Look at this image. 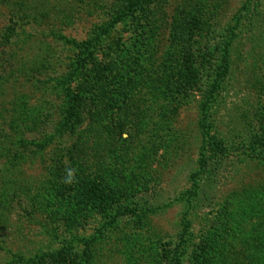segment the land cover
I'll list each match as a JSON object with an SVG mask.
<instances>
[{
    "label": "rangeland",
    "instance_id": "374dc122",
    "mask_svg": "<svg viewBox=\"0 0 264 264\" xmlns=\"http://www.w3.org/2000/svg\"><path fill=\"white\" fill-rule=\"evenodd\" d=\"M128 1L0 0V264L63 245L81 264H172L176 247L259 264L264 0H141L104 32ZM64 87L84 97L73 131ZM64 168L104 204L58 195Z\"/></svg>",
    "mask_w": 264,
    "mask_h": 264
},
{
    "label": "trees",
    "instance_id": "16d2710c",
    "mask_svg": "<svg viewBox=\"0 0 264 264\" xmlns=\"http://www.w3.org/2000/svg\"><path fill=\"white\" fill-rule=\"evenodd\" d=\"M141 2V0H129L127 4L123 5V10L117 12L116 15H114L112 21L107 24L105 27H103V31L107 32L110 27H112L116 22L122 19L123 15H125L127 12H131L133 10L137 9L138 2ZM98 38V35L92 39L87 40L85 43H83V47L81 52L84 54V56L80 55L77 64L80 66H84L88 63H90L93 59V54L90 48L93 46L94 40ZM227 58V57H226ZM225 60L227 61V59ZM189 60H186L187 64H184V70L190 75H194L193 78L196 76L197 70L189 63ZM216 81L212 83V88L216 86ZM65 97L67 99V106L65 109V117L63 120V125L73 131L76 127H78L82 121L83 118L81 116V109L82 104L84 102V97H82L79 93L74 92L70 87H64ZM260 142H264L262 140V137L256 138L255 144L258 145L260 148L259 158L263 161L264 160V145H262ZM22 144H24V141H21ZM26 143V142H25ZM45 143H41L39 147H42ZM25 145V144H24ZM263 148V149H262ZM79 173H76L74 175V180L71 184L66 183L65 179L67 176V169L64 168V171L62 170V175L59 176L60 184H59V190L57 192L58 195H68L69 192H74L75 197H79L75 203V207L80 206L81 202H92L95 203V205L101 204L105 202L104 197L102 196V187H101V181L97 177H91L90 175L80 176ZM106 205V204H105ZM104 211H106V208L103 207V205H100ZM74 208V207H73ZM77 208V207H76ZM105 214V212H104ZM112 222L115 221L114 218L111 220ZM89 245V244H88ZM179 248L176 247L174 250V254L171 257V263L172 264H181V258L179 256ZM263 256V255H261ZM164 257H169L168 255H164ZM20 261L23 264H81V258L78 259L77 255L73 252V248L70 245H63L61 248L42 253L40 255L31 256L27 259H24L20 257ZM259 264H264V259L262 260V257L259 258Z\"/></svg>",
    "mask_w": 264,
    "mask_h": 264
},
{
    "label": "clouds",
    "instance_id": "9594fccd",
    "mask_svg": "<svg viewBox=\"0 0 264 264\" xmlns=\"http://www.w3.org/2000/svg\"><path fill=\"white\" fill-rule=\"evenodd\" d=\"M74 180V173L72 170H67V176H66V179H65V182L66 183H72Z\"/></svg>",
    "mask_w": 264,
    "mask_h": 264
}]
</instances>
